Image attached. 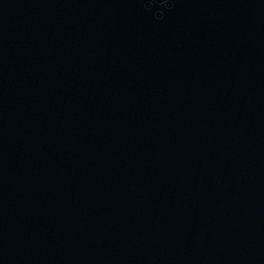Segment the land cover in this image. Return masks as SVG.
Instances as JSON below:
<instances>
[{"label":"water","instance_id":"95a60500","mask_svg":"<svg viewBox=\"0 0 264 264\" xmlns=\"http://www.w3.org/2000/svg\"><path fill=\"white\" fill-rule=\"evenodd\" d=\"M0 264H264V0H0Z\"/></svg>","mask_w":264,"mask_h":264}]
</instances>
